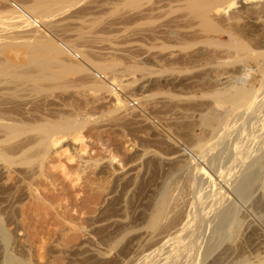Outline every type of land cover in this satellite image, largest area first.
<instances>
[{
    "label": "rangeland",
    "instance_id": "obj_1",
    "mask_svg": "<svg viewBox=\"0 0 264 264\" xmlns=\"http://www.w3.org/2000/svg\"><path fill=\"white\" fill-rule=\"evenodd\" d=\"M2 1L5 9L10 10L5 4L7 2ZM29 1L32 2L31 5ZM35 1L20 0L19 2H24L22 5L26 9L28 6L31 9ZM51 1L53 16L50 17L48 24L44 25L70 48L96 64L102 65L104 70L102 73L82 60L80 63L79 61L70 62L76 67L75 72L74 70L66 72L65 76V73L59 75L58 71L56 72L59 69L53 67L56 68L55 71L51 70L60 78L55 77L56 79L51 80L47 78L48 80L44 82L47 84L44 90L31 93L37 98L30 97L35 98L34 103L31 102L29 106L21 104L18 105V107L21 106L19 109L10 110V117L18 124L29 121L27 119L30 118L27 115L34 113L38 120L44 117L50 121L63 123L66 118H70L74 121L75 127L71 129L72 131L65 129L55 135V145L48 140L45 146H42L39 140L33 143L29 140L27 149L17 154L11 153L5 146L11 140L18 141L21 137L28 135L29 131H26L28 123L24 124L26 128L22 125L17 128L18 131L5 136L6 141L0 143L2 153L0 167L8 168V171L3 173L0 170V224L10 237L8 251L22 264H70V262L94 264L95 260L91 254L97 251L103 254L104 258L110 259L109 264H124L119 258L123 256L124 251H127L129 238L137 234L135 228L141 226L139 223L143 222L140 211L142 206L145 207V200L156 195L158 191L168 189L175 179H179L177 172L179 162L185 158L190 149L198 147L201 141L206 142L204 140L209 134L207 127L201 124L200 118L201 114L213 108L212 96L207 94L212 92L213 87L207 81L213 78L215 72L219 77L214 79H219L220 82L226 81L228 76L232 75L231 73L233 75L236 73L234 69L241 66L236 62L232 65L231 63L223 64L226 57L227 61L233 60L234 57H229L234 54L233 49L222 46L223 48L218 52L217 47H211V51L216 49L212 52L214 55L216 53L221 56H210L212 63H217V67L214 63L212 65L216 71L205 74L203 72L207 71L208 64L205 66V62L198 60L200 66L194 58L183 57L184 50L180 52V55H178L179 52L176 53L177 58L183 55L182 57L186 59V62H190L192 68L185 69L178 65L184 61L182 57L178 60L165 58L167 60L164 61V59L163 63L169 61L164 64L166 70L155 75L157 82L150 85L146 82V74L144 75L143 70L142 29L145 25L142 15H139L134 23L128 16L130 7H123L122 1L118 4L114 0H108V2L107 0ZM244 2L245 0H235V5L226 11V15L249 4ZM253 2L257 3L258 10L255 9L256 6L251 7L254 10L251 8L246 10L248 14L245 15V10L242 9L244 16L241 13L243 19L242 21L238 19L239 30H237L240 31V26L243 24L241 26L243 34L239 32L240 36L243 40L245 39L248 46L257 49L258 41L264 39L262 36L264 9L261 7H264V1ZM131 6L132 9H136L141 4L139 2ZM0 20L2 26L11 21L6 17ZM14 21L19 22L17 18ZM12 29L18 31L16 28L12 27ZM25 30L28 31L27 28ZM29 32L35 33L30 30ZM226 36L222 33L214 37L227 41ZM87 38L88 41H86ZM51 42L60 46L53 37ZM197 44L189 49L200 47L201 43L197 42ZM15 46L6 48L8 51L4 49V53L22 54L24 52L21 46L20 48ZM189 49L186 51H190ZM106 51L114 52L111 55ZM222 53H225L224 57ZM56 55L67 56L59 52ZM69 59L71 61L70 57ZM251 60L247 59L250 66L255 67L256 59ZM184 62L181 64L189 65ZM110 66L114 67L109 68ZM175 66H180L181 69ZM171 67L173 69L169 71ZM200 67L204 70H200ZM93 70L105 75L118 90L113 91L109 83L95 79L91 73ZM255 72L257 74L250 83L258 87L261 75L258 71ZM45 98L46 100L43 101ZM24 108L26 111L28 109V114ZM12 110L15 112L12 113ZM217 110L218 113H224L223 107ZM31 115L29 117L32 119ZM18 116L20 118H17ZM231 116H229L230 119L233 118ZM20 119H23V122ZM23 132H25L24 135ZM10 135L12 136L9 137ZM230 136V139L228 137L229 140L226 139L223 143L231 141L235 134ZM249 137L252 136L249 134L248 137L240 140L243 145L244 140H247L250 146H247L248 150L252 149L250 152L241 153L242 158L244 155H249L250 160L253 157L251 154L255 155L257 151L260 153L264 146H260L262 144L259 137H253V139ZM196 142L198 146L195 145ZM22 145L27 144L24 141ZM241 155L238 154L239 158ZM188 175L191 176L192 173L189 171ZM239 206L240 213L221 246L224 254L219 261L222 264H257L259 260L257 258L264 256V192L260 188L257 189L246 201H240ZM126 224L132 226L125 227ZM132 227L133 232H130L131 230L119 232L125 231L124 228ZM5 250L0 233V264H6ZM119 254L122 256L119 257ZM210 259L211 257L204 264H208Z\"/></svg>",
    "mask_w": 264,
    "mask_h": 264
},
{
    "label": "bare ground",
    "instance_id": "obj_2",
    "mask_svg": "<svg viewBox=\"0 0 264 264\" xmlns=\"http://www.w3.org/2000/svg\"><path fill=\"white\" fill-rule=\"evenodd\" d=\"M4 1L7 2L5 4L8 6V0ZM19 1L20 0H18V2ZM114 1L115 3L117 1V4L122 1V4H124L122 5L123 7H130L128 8L131 9L128 16L132 21H134V23L138 20L139 15H142L144 19L143 24L145 27L142 29L144 41L143 70L144 75L146 74V82H148L150 85L156 84L157 81L154 77L155 75L161 73L163 70H166L164 68V64H167L169 61L167 63H163V60L165 58H176V60H178L183 55L177 58L176 53L179 52L178 55H180V52L184 50L185 56L183 57L190 59L194 58L196 63H199L198 60H201L205 62V66L208 64L207 68L210 66L208 69L205 67L207 71H202L205 74L216 71L214 70V66H212L214 62L212 63L213 60L210 59L213 56H221V54L217 55L216 53L214 55L212 52L216 49H212L213 51H211V47H217L218 52L219 49L221 50L223 48L222 46L233 49L234 51H231L232 53L234 52V54H232V56L228 54L230 58L234 57L233 60H230L232 62L227 61L228 59L226 57V61H223V64L225 63V65H227L226 63H231L230 65H232V63L236 62V64L238 63L241 66H237L238 69H234V72L236 73L234 75L231 73L232 75L228 76V80L226 81L220 82L219 79H214V77H219L217 72L213 73V78H207L209 79L207 82H209L213 87L212 92L207 93L212 96L211 101L213 108H209L210 111L201 114L200 118L201 124L207 127L206 129L208 130L207 132L209 135L207 139L204 140V142H206L202 143L203 141L200 142L198 140L200 142L198 146V141L196 139L197 142L195 145L198 146L199 149H197L198 147H195V149H190L185 155V158L180 161L177 166L179 179H175L174 183L168 189L158 191L156 195L145 200V207L142 206L140 211V217L143 219L141 221L143 222L139 223L141 226H135L137 234L130 237L129 240L126 238L128 240L127 251H124V254L121 253L123 256L119 254V257L122 256L119 258V260H121L124 264H204L211 257L208 264H222V262L219 261V258L224 254L221 246L226 237L231 232L232 225L240 213L241 209L239 202L246 201L248 198L253 196L254 192L259 188L264 192V149L262 148L263 151L260 153L257 151L259 153L258 154L256 152L258 155L256 153H254L255 155L251 154L253 157L250 160L248 158V154V156L244 155L245 157L243 156L242 158L241 153L243 151L250 152L252 149L248 150L250 146L246 142L247 140H244V145L241 143L242 140H240L243 139V137H248L250 134L252 137H249V139H253V137H259L262 144L260 146H264V39H261L260 41L257 40L259 42L257 43L261 48H251L246 44L244 41L245 39L243 40L240 36L241 33L239 32H242L241 26L243 24L241 23L242 25L240 26V31H238L239 28H237L239 27L237 24L238 19H243V17H241V13H243L244 16V12L241 10L244 9L246 15V10L250 9L251 7L254 8L257 5L256 2H253L257 0H245L244 4H249L244 5L242 9L231 11L227 15L226 11L235 5V0ZM106 2H108V0ZM139 2L141 6L136 7V9H132L131 5L136 3L139 4ZM2 3L4 2L0 0V18L6 17V19L8 18V20L10 19L11 21L5 24L7 25L6 27L4 24L3 26L0 25V143L6 141L5 136L8 133H13L16 130L18 131L19 129L17 128L21 127L22 125L24 128H26L28 125L26 130L27 132L29 131L28 135L21 137V139L18 141L11 140L7 146H5L7 149H10L11 153L15 152L17 154L27 149V141L30 143L29 140H31L32 143L35 142V140H39L42 146H45V143L48 140L53 145H55L54 136L65 129L69 131L71 129L73 130L75 123L70 118H66L63 123L50 121L44 117L42 120H38L39 118L33 115L34 113H32V115L28 114V109L26 111L24 108V111H26L28 114L25 115L30 118L26 119L30 122L24 121L28 124L20 123V125L15 122L16 120L14 121L10 117L11 109H19L21 106L18 107V105L21 104L29 106V104L34 103L36 101H34L36 97L33 94L31 95V93H39L40 91L44 90V88H46L45 85L47 84H44L46 80H51L52 78L56 79L59 77L55 76V73L53 72V70L55 71L56 68L59 69L56 70V72L58 71L59 75L60 73H65L64 76L76 68L70 63L73 61H79V63L81 60L85 63L88 62L89 64H87L90 65V67L94 66L96 70H99L102 73L104 68L102 65L96 64L95 62L87 59L86 56L70 48L61 38H57L50 33H44L24 27L21 25L20 21L15 22L14 20L16 19V16L14 15L12 9L8 7L10 10H6ZM51 3V0H36L31 9L29 6L27 9H29V12L32 15L36 14L37 18H39L43 24L46 25L48 24L49 19H51L50 17L53 16V9H51L50 6ZM115 3L113 5H115ZM20 4L22 5L24 2H21ZM31 4L32 2H30V5ZM22 6L24 7V5ZM89 6L92 5L89 4ZM261 7L264 9L263 6ZM256 8L257 6L255 9ZM251 10L254 9L251 8ZM121 11L123 12V10ZM258 12L260 13V11ZM8 20H6V22ZM12 27L16 28L18 31H13ZM26 28L28 31L25 30ZM57 28L58 27H56V29ZM29 30L35 33L29 32ZM222 33L227 35V41H222L218 37H214L216 34ZM256 34L255 37L257 36ZM262 34L264 37V32ZM50 36L55 38L60 46L52 43ZM196 39L200 40L197 41ZM88 40L89 39L87 38L86 41ZM197 42L201 43L200 47L190 50L189 48H192L191 46L197 44ZM176 43H178V45H176ZM15 45H20L24 49V52L22 54L4 53V49L6 50V48ZM20 46L15 47L20 48ZM186 49H189L190 51H186ZM6 51H8V49ZM58 52L64 53V55L66 54L68 57L57 56L56 53ZM70 52L77 53L80 56V59L74 60L70 55ZM107 52L109 51H106V53ZM113 52L111 53L113 54ZM181 54H183V52ZM223 54L225 53H222V56ZM69 57L71 58V61L70 59L68 60ZM183 57L182 59L185 62L181 60V63L184 62L185 64L187 63L189 65L184 66V64L182 65L181 63L178 65L183 66L185 69L192 68L190 62H186V59ZM220 58L222 60L224 59L222 57ZM252 58L254 60L256 59L254 65L255 67H251L248 62ZM166 60L167 59L164 61ZM214 60L216 61L217 58ZM195 62H193V64ZM214 65L217 67V63H214ZM113 67L114 66H110L109 68ZM175 67L180 68V66ZM172 69L173 68L171 67L169 71H172ZM202 69L203 67L200 70ZM221 70L219 71L222 72ZM254 70L258 71V73L261 75L258 87L250 83L255 78V74H257ZM51 72H53V74ZM73 72H75V70ZM94 72L95 70L91 71L92 76L95 78L93 75ZM101 75L106 79H95L105 81L110 85L111 81L105 75ZM220 75L222 74L220 73ZM116 90L118 89L115 85L113 91ZM32 96L35 98H30ZM45 100L46 98L43 101ZM220 107L224 108V113H218L217 109ZM22 108L21 110H23ZM30 109L31 108H29V110ZM14 110H12V113L15 112ZM29 112L31 113V110ZM16 115L17 114H15V116ZM30 115L33 116L32 119L29 117ZM231 115L233 118L230 119L229 116ZM17 118L20 117L18 116ZM20 120L22 121L23 119ZM24 124H26V127ZM24 133L25 132H23V135ZM233 134H235V136L231 139V141H226L227 143H223L224 140H229L231 137L230 135L233 136ZM11 136L12 135L9 137ZM24 141L27 145H22ZM247 146L249 147L247 148ZM3 150L1 151L3 152ZM182 150L185 151V149ZM1 154L2 153L0 152V155ZM238 154L241 155V158H239ZM220 163L222 164L220 165ZM0 170L4 173L8 171V168H4L2 166L0 167ZM189 171L192 173L191 176L188 175ZM105 220H107V218ZM110 221L112 220L110 219ZM128 226L131 227L132 225ZM128 226L126 224L125 227ZM124 229L125 231L121 230L119 232H127L128 230L133 232V227ZM0 233L3 237L6 249V264H22L19 259H17L8 251L7 247L10 237L1 224ZM91 255L94 257V264H109L110 259L104 258L103 254L100 252L98 253L97 251V253ZM257 259V264H264V256L262 258L258 257ZM71 263L72 262H70V264Z\"/></svg>",
    "mask_w": 264,
    "mask_h": 264
},
{
    "label": "built area",
    "instance_id": "obj_3",
    "mask_svg": "<svg viewBox=\"0 0 264 264\" xmlns=\"http://www.w3.org/2000/svg\"><path fill=\"white\" fill-rule=\"evenodd\" d=\"M8 6L9 8L12 9L16 18L20 21L21 25H23L24 27H28L33 30H38L44 33H50L53 35V33L49 31V29L43 24V22L39 18L35 17L29 11H27L18 1L8 0ZM70 55L73 57L74 60L80 59V56L77 53L70 52ZM93 75L97 79H106L104 76H102L100 73L96 71L93 73ZM110 87L114 90L115 85L110 83Z\"/></svg>",
    "mask_w": 264,
    "mask_h": 264
}]
</instances>
